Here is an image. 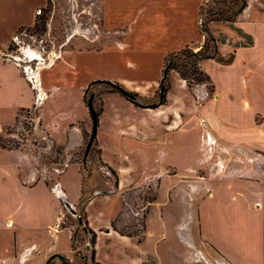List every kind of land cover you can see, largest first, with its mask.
I'll list each match as a JSON object with an SVG mask.
<instances>
[{
    "label": "crops",
    "instance_id": "1",
    "mask_svg": "<svg viewBox=\"0 0 264 264\" xmlns=\"http://www.w3.org/2000/svg\"><path fill=\"white\" fill-rule=\"evenodd\" d=\"M207 2L209 0H102L108 42L99 50L67 49L55 67L38 71L32 62L39 56L26 61L11 49L20 30L35 24L37 12L45 7L47 0H0V132L11 125L21 111L32 112L41 101L52 102L54 99L47 97L50 93L78 88L80 99L83 89L97 79L124 84L146 97L160 80L167 58L202 40L200 10ZM247 2V8L234 26L252 36L253 44L235 48L230 26H224L217 30L227 38L221 52L225 56L234 52V61L222 65L208 60L201 65L211 77L215 91L211 98L206 88L203 89L206 99L189 124H198L197 133L202 132L197 146L207 144V186L196 182L197 185L189 189L191 201L186 209L184 186L172 188L176 202L182 204V216L187 215L185 222L181 219L176 226L181 222L190 225L193 246L200 255L206 254V258L218 264H264V0ZM69 110L60 112L65 116L61 119L53 109L50 117L41 109L37 118L51 137L71 149L82 145L81 128L76 124L86 119L88 111L86 107L79 113L77 107ZM143 112L131 107L127 114L137 115L136 119L142 120ZM146 114L152 121L151 114ZM144 121L148 127V120ZM55 123L57 128H54ZM116 136L128 142L123 131ZM144 136L145 142L151 140L146 132ZM171 145L162 143L161 148H165L162 159L157 152L153 155L151 143L148 160L164 161L170 156ZM104 162L118 172L117 191L121 193L128 176L133 181L130 174H125L128 168L117 166L105 156ZM131 170L133 173V168ZM168 185L165 186L167 194ZM60 187L66 190L63 192L74 207L80 204L83 176L79 166L67 168ZM116 196L98 197L95 199L98 207L89 203L85 208L90 228L97 234V263L103 264L98 257L103 240H113L123 247L125 254H129L123 258L131 259L125 264H148L146 260H151L149 264H165L169 257L175 259L173 255H166L164 259L159 252L154 257L147 247L153 239L152 213L146 218L142 240L136 241L135 237L119 231L114 223L118 212L113 204ZM65 216L62 200L46 181L40 180L27 155L0 147V259L20 264H48L54 255L70 259L73 250L67 253L61 248L67 239L72 249L74 237L73 227H59ZM178 249L167 247L169 252L174 250L172 253ZM182 253L177 252L176 259Z\"/></svg>",
    "mask_w": 264,
    "mask_h": 264
},
{
    "label": "rangeland",
    "instance_id": "2",
    "mask_svg": "<svg viewBox=\"0 0 264 264\" xmlns=\"http://www.w3.org/2000/svg\"><path fill=\"white\" fill-rule=\"evenodd\" d=\"M209 1L210 3L204 8L202 19L211 33L218 37L217 30L223 29L225 24L221 21L212 22L211 20H215L217 15L207 12L209 10L231 11L235 8L234 0ZM43 19H46L44 28L40 27L43 25ZM108 32L103 23L102 0H47L45 7L37 12L35 24L30 28H24L18 34L11 50L24 56L26 61L39 56V59L32 63L36 70L46 71L62 60V54L67 49L99 50L103 43L108 42ZM231 34L235 38V45L247 42L234 30ZM219 38H225V36ZM204 41L205 37L202 36V40L186 48L199 52ZM164 71L146 97H141L124 84L118 83L136 96L137 103L105 84L103 81H107L106 79H97L92 81L96 84L90 88L87 95H85L86 90L92 82L83 89V97L80 99L78 88H72V90L64 88L53 95L50 93L47 97L54 99L52 102L48 101L45 104L41 101L36 110L21 111L16 120L0 132L1 143L27 155L33 169L37 170L40 180L46 181L57 195L67 168L70 165L80 167L83 176L82 201L75 207L76 215L66 208V216L59 224V227H73L72 249L67 239L61 246L67 253L73 250V256L70 259L64 257V260H61L58 255H54L51 258V264H97V256L95 254L94 257V246L91 244L92 229L85 208L89 203L98 207L99 204L95 203L97 201L95 199L113 194H117L113 197L115 198L113 204L119 213L118 215L115 213L117 218L114 217V223L121 233L135 237L136 241L142 240L146 218L152 213L150 222L153 239L147 247L151 249L154 257L158 255V252L165 257L164 259L167 256H175V259L169 257L165 264H218L206 258V254L200 255L199 250L193 246L192 227L183 223L187 215L184 213L182 216V204L179 201L176 202L177 196L172 190L177 186H184L186 203L184 208L186 209L188 201H191L189 189L196 186V182H200L201 186H207L208 161L205 157L208 151L207 144L201 143L197 146L202 132L197 133V129L200 128L198 124L191 125L189 122L191 123L193 117L197 116L198 109L206 99L203 89L206 88L209 92L208 86L211 84L207 86L208 83L205 82L206 84L189 87L187 81L183 80L176 71H170L164 83L165 96L161 101L160 84ZM91 95L95 97L94 106L99 115V131L95 145L87 159H84L93 127L92 118L85 104V100H88ZM213 95L209 92V97L213 98ZM78 100L81 103L78 104ZM76 107L78 113L86 107L88 116L76 124L81 128L82 145L68 149L63 142L56 141L50 136L37 116L38 111L41 112V109H44L50 117L53 115L51 112L53 109L56 116L64 119L65 116L60 112L68 109L75 110ZM131 107L136 108L138 112L144 111L142 114L145 118L137 120V115L129 116L128 108ZM123 110H126V114ZM145 112L151 114L152 121L147 114L144 115ZM144 119L148 120V127L144 125ZM56 126H58L57 123L54 124V128H57ZM120 131H123L128 142L116 136ZM144 132L149 134L150 141L145 142ZM161 142L173 144L169 147L170 156L165 157L164 161L162 159L165 154L162 155V149L165 150V148H161ZM151 143H153V155L157 152L160 155L159 158H162L158 162L148 160L151 155L149 152ZM103 155L109 161L117 163V166L128 168L125 174L127 176L130 174L133 178L132 181L128 176V181L126 185H123L121 193L117 191V183L120 179L118 172L114 170L113 175L109 171L110 166L104 162ZM125 155L127 159H124ZM132 168L133 173L130 172ZM166 184H169V194L166 193ZM62 190L66 191L64 188ZM155 202L158 204H154ZM181 219H184L183 222L176 226ZM156 241L158 245L155 244ZM118 244L113 240L100 242L98 257L102 259L103 264H125V261L131 260L128 258L129 254L126 255L121 249L123 247ZM168 246L179 248L177 252L183 251L182 255L176 259L177 252L172 253L174 250L169 252ZM124 255L128 257L123 258ZM150 262L151 260H146V263Z\"/></svg>",
    "mask_w": 264,
    "mask_h": 264
},
{
    "label": "trees",
    "instance_id": "3",
    "mask_svg": "<svg viewBox=\"0 0 264 264\" xmlns=\"http://www.w3.org/2000/svg\"><path fill=\"white\" fill-rule=\"evenodd\" d=\"M209 3L210 1L202 6L200 10L201 19L203 16L202 14H204V8ZM234 5H235V8L231 11L209 10L207 13L212 14V15H217V18L215 20L214 19L211 20L212 22L213 21L224 22L225 27H227V25L230 26L231 31L234 30L236 33L239 34V36H241L243 40L244 39L247 40L245 44L244 43H240L239 45L236 44V46H234L235 48H238L241 46H250L253 44L252 36L244 33L241 29L236 28L234 26L238 20V17L247 8L248 2L247 0H234ZM42 12H44V10ZM45 20L46 19L42 20L43 25L40 27L44 28L46 26ZM201 35L205 37V41H204V45L202 46L199 52H194V51L189 50V48L188 49L184 48L183 50L179 52L173 53L167 58L165 69H168L169 72L176 71L183 80L187 81L189 87H192L194 85L206 84L205 82L208 83L207 86L211 84V86H208V88L210 87L209 88L210 94H213L215 91V87L213 85L211 77L202 70V67H201L202 63L208 60H216L222 65H229L234 61L235 54L234 52L231 53L229 56H225L222 54L221 46L223 44H226L227 38L226 37L219 38V37H222V35H218V37L214 36L209 30L206 22L203 21V19L201 23ZM95 84L96 82H92L90 84L89 89H87V91L89 92L90 88ZM26 111H29V110H26ZM0 147L3 149H8V150H15V149L8 148L6 145L2 144L1 140H0ZM108 169L113 175L115 174V171L112 170V168L108 167ZM91 233L93 235L91 244L94 246L93 254L95 257V254H96L95 246H96V241H97V234L93 230H91ZM73 240H74V237H73Z\"/></svg>",
    "mask_w": 264,
    "mask_h": 264
},
{
    "label": "water",
    "instance_id": "4",
    "mask_svg": "<svg viewBox=\"0 0 264 264\" xmlns=\"http://www.w3.org/2000/svg\"><path fill=\"white\" fill-rule=\"evenodd\" d=\"M168 69H165L164 71V76L161 80V87H160V91H161V101L163 100L164 96H165V80L168 76ZM105 84L110 85L113 89H115L116 91H118L119 93H121L123 96L129 98L130 100H132L134 103H137L136 101V96L131 93L130 91H128L127 89H125L123 86H121L118 83L112 82V81H103ZM90 85L88 86L87 89H89ZM88 91L86 90L85 95H87ZM94 100L95 97L94 95H91L90 98L88 100H85V104L89 110L90 116L92 118L93 121V127H92V131H91V135L90 138L88 140L87 146H86V151H85V156L84 159H87V157L89 156L93 146L96 143L97 140V136H98V130H99V115L95 109L94 106ZM58 196L59 198L62 200L65 208H67L71 213L73 214H77L74 205L69 201L68 196L66 195L65 192H63V190L59 189L58 190ZM81 223V220H80ZM59 258L61 260H64V258L62 256H59ZM48 264H51V259L48 261Z\"/></svg>",
    "mask_w": 264,
    "mask_h": 264
},
{
    "label": "built area",
    "instance_id": "5",
    "mask_svg": "<svg viewBox=\"0 0 264 264\" xmlns=\"http://www.w3.org/2000/svg\"><path fill=\"white\" fill-rule=\"evenodd\" d=\"M0 264H20V263L15 260L12 261V260L0 259Z\"/></svg>",
    "mask_w": 264,
    "mask_h": 264
}]
</instances>
